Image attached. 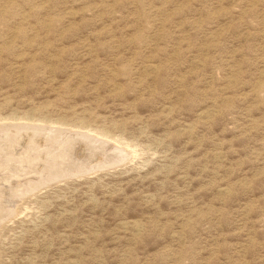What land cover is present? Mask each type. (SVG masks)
<instances>
[{"label":"rangeland","instance_id":"374dc122","mask_svg":"<svg viewBox=\"0 0 264 264\" xmlns=\"http://www.w3.org/2000/svg\"><path fill=\"white\" fill-rule=\"evenodd\" d=\"M43 127L136 153L12 195ZM1 132L0 264H264V0H0Z\"/></svg>","mask_w":264,"mask_h":264},{"label":"bare ground","instance_id":"6f19581e","mask_svg":"<svg viewBox=\"0 0 264 264\" xmlns=\"http://www.w3.org/2000/svg\"><path fill=\"white\" fill-rule=\"evenodd\" d=\"M51 124H53V123H51ZM53 128L43 127L40 129L42 135L44 136V138L42 140L40 139L41 140L40 146L35 147V148L32 146L33 148H31V146L27 145L25 142V146L23 144V146H21V148H19L20 149L19 154H21L20 158H25L28 156L35 157L37 159L34 158L33 159L34 162H39V164H42L43 167H42L41 171H37L38 176H36L37 177L36 180H34L35 179L34 178L33 181H27L26 180L27 182H23L22 184H19L17 187H15V189L13 188L14 192L12 193V195H14V193L15 194H22V193L24 194V192L28 193V191H30V190L34 192V190L36 188H40V186H42V185L44 186V184H47L48 182L50 183V181H53V180L56 181V179L58 180L59 178L62 179V177H66L70 174H77L78 175L79 173L81 174L82 172L85 173V171L91 172V171L99 169V168H103V167L106 168L109 165H113L115 163L117 164L119 162H123L126 159H129L131 156H134L136 153L133 150V151H131V154H129V152H127V150H125V149H119V148H117V146L111 147L112 144L109 145L105 140L97 139V138L93 137L91 134L86 133V132L85 133L84 132L83 133H74V132H70L68 130L67 131H60V130H56ZM66 129H68V128H66ZM15 130H17V129H15ZM30 131L32 132V130H30ZM11 132L13 133V129L11 130ZM16 132H15V134H16ZM37 132H40V131L37 130ZM5 133H4V135H6V134L8 135V133H6V134ZM0 134H2V132ZM28 134H30V132ZM10 135L11 134H9V136ZM26 135H27V133H26ZM33 135L34 134H32L31 136L33 137ZM9 136H6V137L4 136V137L10 138ZM21 137H22V135H21ZM30 137H29V139H30ZM0 139H2V138H0ZM14 140L16 141L15 138H14ZM24 141H25V139H24ZM0 142H1V140H0ZM113 145H115V144H113ZM109 146H110V148H109ZM19 147H20V145H19ZM2 148H3V146H2ZM16 148H17V145H16ZM16 148H15V150H16ZM16 152H18V150ZM17 156H18V154H17ZM8 158H9V156H8ZM96 158H98V161H96V163L92 164V162ZM31 161H29V162L32 164ZM34 162L32 165L35 166ZM3 165L4 164H2V166ZM13 166H15V165H13ZM29 166H31V165H29ZM12 168H16L14 170L18 169L17 167H12ZM34 168H32V170H34ZM40 168H41V166H40ZM36 169H38V168H36ZM22 171H24V170H22ZM31 171H29V172H31ZM19 174H21V173L19 172ZM27 174L28 173H26V175ZM12 176L13 175H11L10 177H12ZM20 182H21V180H20ZM12 195H11L10 199L12 198ZM13 199H15V198H13ZM16 199H17V197H16ZM18 199H21V198H18ZM7 208H8V206L3 205V203L0 199V219L3 216L12 213V212L10 213V210H8ZM5 219H6V217H5ZM2 222L3 221H1L0 223H2Z\"/></svg>","mask_w":264,"mask_h":264}]
</instances>
